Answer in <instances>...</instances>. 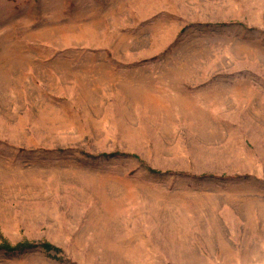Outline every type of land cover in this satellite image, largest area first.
Masks as SVG:
<instances>
[{"label":"rangeland","instance_id":"1","mask_svg":"<svg viewBox=\"0 0 264 264\" xmlns=\"http://www.w3.org/2000/svg\"><path fill=\"white\" fill-rule=\"evenodd\" d=\"M0 264H264V0H0Z\"/></svg>","mask_w":264,"mask_h":264}]
</instances>
